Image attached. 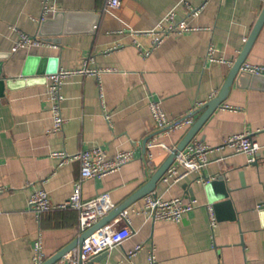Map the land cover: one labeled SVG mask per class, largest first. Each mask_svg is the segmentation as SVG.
<instances>
[{"label":"crops","instance_id":"obj_1","mask_svg":"<svg viewBox=\"0 0 264 264\" xmlns=\"http://www.w3.org/2000/svg\"><path fill=\"white\" fill-rule=\"evenodd\" d=\"M184 2L202 8L198 16ZM184 2L120 0L118 8L109 10L106 0H49L55 10L43 19L44 0H0V80L6 81L0 84V189H5L0 193V264H34L39 241L46 262L81 235L76 211L37 217L29 210L31 197L40 190L53 204H63L81 179L79 160L60 166L54 153L76 156L98 146L108 160L132 153L133 161L116 173L82 182L84 200L109 193L118 207L150 182L218 98L264 1ZM173 10L176 21H185L193 31L171 35L155 47L151 36L140 33L158 27ZM59 12L63 16L47 27L53 35L41 36L42 22ZM21 33L37 38L41 46L14 52ZM210 47L214 58L231 64L211 62ZM246 57L245 64L264 66V27ZM40 68L109 71L78 73L66 81L61 91L66 123L53 132V104ZM9 80L14 82L8 86ZM151 100L161 103L170 120L165 130L155 125ZM245 133L264 146L263 76H238L201 126L193 140L216 150L201 176L176 184L161 179L153 191L164 200H196L198 206L180 223L148 221L132 212L144 205L145 197L140 198L127 208L130 226L126 221L115 226L123 243L90 264H149L152 252L158 264H264V151L256 155L255 165L245 154L217 151L226 138ZM208 205L217 214L213 228ZM138 246L142 249L131 256Z\"/></svg>","mask_w":264,"mask_h":264},{"label":"built area","instance_id":"obj_2","mask_svg":"<svg viewBox=\"0 0 264 264\" xmlns=\"http://www.w3.org/2000/svg\"><path fill=\"white\" fill-rule=\"evenodd\" d=\"M49 0H44V16L51 11L55 10L54 7L48 6ZM186 1V0H181ZM264 1V0H263ZM188 6L187 2H184ZM107 9H116L120 6V0H106ZM190 13L193 16H198L202 8L194 9L188 6ZM159 26L147 30V32H141L142 35H149L153 39L154 46L157 47L161 45L165 38L171 35L184 34L186 32L193 31L185 21H176V11L168 13L163 21H161ZM14 48V52L25 49L28 46H41L40 41L27 34L21 33ZM215 50L210 47L208 50L207 58L211 62L221 61L222 63L230 65L227 61L223 59L214 58ZM149 53L145 54L146 56ZM242 72L247 74H254L257 76H264V66L244 64L241 69ZM102 69L90 70L84 68L78 71H66L61 70L55 74L46 76L48 81V94L52 101V115L54 119L53 132L62 131L63 126L66 123V119L63 114H61V105L64 97L61 94L62 87L66 81L73 77L74 75L86 74L91 76H96L101 74ZM149 108L152 112L155 125L160 130H165L170 126V120L167 114L163 111L161 103L156 100H151L149 102ZM224 109L235 111L232 107L225 105ZM190 122V121H186ZM222 149H229L234 155L245 154L250 157V162L255 163L256 155L264 151V146L256 143L252 140L249 133L236 134L230 136L224 140L222 146L217 148V151ZM216 151L209 145L199 140H192L185 150L180 154V156L174 162L175 164L168 169V172L163 176L162 180L166 183L172 182V184L180 183L185 181L186 177L193 174H201L204 172L205 168L211 164L210 155ZM55 159L59 160V165L62 166L72 160H79L82 166L81 168V179L75 185V191L73 195L66 200L63 204H53L50 201L48 192L45 190H40L33 194L30 199L29 210L36 214L37 217L47 214L52 211H65L73 210L78 212L80 218V232L81 234L86 230L92 228L94 225L100 222V220L107 216L110 212L115 210L117 206L111 200L109 193L100 194L97 198L91 200H84L82 198V182L85 180H95L99 178L106 177L108 175L116 173L125 164L133 161L134 155L130 152H120L115 160H108L107 154L104 148L98 146L88 151H83L76 156H71L66 152L54 153L52 155ZM180 169H183L181 172ZM200 181L209 184L212 180L200 179ZM5 189L1 188L0 193L4 192ZM145 203L140 209H134L132 212L141 214L147 218L148 221H163V222H175L180 223L186 214L197 205L196 200L189 202H184L183 199H169L164 200L159 197L155 192L145 196ZM208 215H210V221L212 228L217 225V214H215V209L213 205L207 206ZM129 209H126L120 213L118 218L111 224L100 228L97 232L92 234L91 237L87 238L81 247H77L66 254V256L55 264H90L93 260L100 257L103 254H109L113 249L118 247L123 243L120 235H117L115 226L119 221H126L127 226L131 224L129 218ZM129 230H127V233ZM129 234V233H128ZM130 235V234H129ZM142 249V246L135 248V252L131 253V256L135 255L136 252ZM33 261L34 264H44L45 258L42 254V244L39 241L35 246ZM149 264H158L154 252L149 256Z\"/></svg>","mask_w":264,"mask_h":264},{"label":"water","instance_id":"obj_3","mask_svg":"<svg viewBox=\"0 0 264 264\" xmlns=\"http://www.w3.org/2000/svg\"><path fill=\"white\" fill-rule=\"evenodd\" d=\"M61 16H63V12H59L58 14H56L55 19L52 21L49 19L43 21L42 25H41L42 30H41L40 35L41 36L44 34L53 35V34L46 33V31L48 29L47 27L50 25H53L55 20H58ZM257 22L258 23L256 24L255 28L253 29L251 36L249 37V40H248L245 48L243 49L242 53L240 54V58L235 62V65L231 69V71L229 73V77H228L227 81L225 82L224 86L222 87V89L220 91L221 93L218 96V98L215 99L214 101L210 102L207 105L206 111L202 114L200 119H198V121L195 123V125L191 127L192 129L186 134L183 141L178 145V148L176 150H174V152L168 157V159L166 160L164 165L151 177V179L149 180L150 182H148L140 190L135 192L134 195H132L125 203L119 205L115 210L110 212L107 216L103 217L99 223H97L92 228L83 232L77 240H75L72 244H70L65 249H63L62 251L57 253L56 256L50 258L44 264H55L58 261H60L61 259H63L66 256V254L68 252H70L71 250H73L77 247H81L83 245V242L87 238L91 237L92 234H94L95 232L100 230V228L107 226V225L111 224L112 222H114L118 218V216L120 215V213L122 211L131 207L132 205H134L135 202L140 200V198H143V197L151 194V192H153L156 189L157 185L160 183V180L163 178V176L167 173L168 169L174 164L176 159L185 150V148L187 147L189 142H191L196 137L197 133L201 130V126L208 120V118L223 103V101L225 100L226 96L228 95L230 89L232 88V85H233L235 79L238 76L248 75L247 73L242 72L240 69L245 64V62L247 61L246 56L249 53L252 45L256 41V38L259 35L261 29L264 27V11H263L262 15L260 16V18L258 19ZM62 33H63V31H60L54 35L57 36V35H60ZM35 60L40 61L41 65L45 64L44 63L45 59L37 58ZM41 68H42V66H41ZM40 69L38 70L39 71L38 73H40V75L46 74L48 76V75H52V74H55L58 72V69H51V70H47V71H46V69H41V70ZM249 75H251V74H249ZM255 77H258V76L255 75ZM263 78H264V76H263ZM13 82L14 81L9 80V82H7L8 83L7 85L9 86V84H12ZM4 83H6V81L0 80L1 85H3ZM255 164H257V162L253 163V165H255ZM101 256H107V253L103 254Z\"/></svg>","mask_w":264,"mask_h":264}]
</instances>
